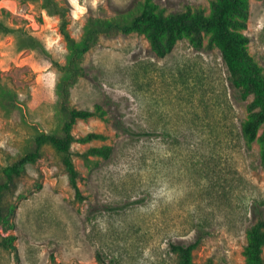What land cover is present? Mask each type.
Masks as SVG:
<instances>
[{
    "label": "rangeland",
    "instance_id": "1",
    "mask_svg": "<svg viewBox=\"0 0 264 264\" xmlns=\"http://www.w3.org/2000/svg\"><path fill=\"white\" fill-rule=\"evenodd\" d=\"M142 1L0 0V23L12 30L0 31V184L4 167L33 151L39 134L62 136L68 118L57 95L68 51L54 6L80 41L89 18L135 14ZM214 1L152 0L164 16H209ZM239 32L264 76V0H248ZM81 67L67 108L101 105L108 121L72 127L75 139L103 137L70 146L80 195L62 155L44 145L5 195L0 264H178L170 244L199 237L195 264H245L247 230L264 220V163L257 141L241 136L252 97L231 87L220 51L207 37L200 49L182 38L158 58L143 34L101 35ZM102 147L110 156L86 165L82 155Z\"/></svg>",
    "mask_w": 264,
    "mask_h": 264
},
{
    "label": "trees",
    "instance_id": "2",
    "mask_svg": "<svg viewBox=\"0 0 264 264\" xmlns=\"http://www.w3.org/2000/svg\"><path fill=\"white\" fill-rule=\"evenodd\" d=\"M137 13L124 11L110 19L89 18L84 27L80 41L74 40L68 30L64 9L54 6L53 13L60 18V34L68 51L67 62L61 71V79L57 85V95L63 109L67 110V121L63 124L62 136L54 134H39L35 139V149L21 156L15 163L4 167L1 172L5 181L0 184V223L6 228L9 221L5 220L4 198L14 186L16 178L21 177L27 166L35 164L39 159L40 149L44 145H51L56 152L62 155L69 184L79 196L77 186L78 172L71 158L70 146L73 143L88 144L103 139L101 135L88 134L75 139L71 134L72 127L78 120L86 121L98 117L108 121L103 106L95 105L93 111L67 108L71 87L78 77H82L84 70L81 67L83 56L97 43L101 35L139 33L145 35L152 52L158 58H164L171 53L177 41L188 38L190 43L200 49L204 39L208 44L220 51L221 59L228 73V80L240 99L252 101L247 105L248 116L241 125V136L247 146L257 141L259 145V160L264 163V76L261 69L247 53L248 39L239 31L245 27L248 18V0H215L211 6V14L205 16L197 11L182 12L164 16L158 11L152 0H143L137 8ZM0 31L10 33L12 30L0 23ZM31 46L35 45L33 38H28ZM23 43V42H22ZM123 130L120 122L114 126ZM111 149L107 147L89 149L82 158L86 165L91 163L89 157L108 158ZM8 227V226H7ZM247 245L243 252L245 264H264L262 257L264 249V220H258L247 230ZM13 237L5 238L7 246L12 245ZM202 238L199 237L188 245L170 244V251L177 259L178 264H195L193 252L199 246ZM204 264H212L210 261Z\"/></svg>",
    "mask_w": 264,
    "mask_h": 264
}]
</instances>
